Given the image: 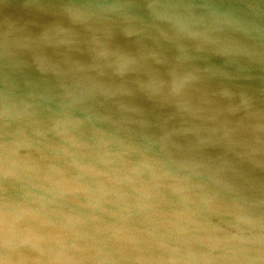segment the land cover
<instances>
[{
  "label": "water",
  "instance_id": "1",
  "mask_svg": "<svg viewBox=\"0 0 264 264\" xmlns=\"http://www.w3.org/2000/svg\"><path fill=\"white\" fill-rule=\"evenodd\" d=\"M0 264H264V0H0Z\"/></svg>",
  "mask_w": 264,
  "mask_h": 264
},
{
  "label": "snow or ice",
  "instance_id": "2",
  "mask_svg": "<svg viewBox=\"0 0 264 264\" xmlns=\"http://www.w3.org/2000/svg\"><path fill=\"white\" fill-rule=\"evenodd\" d=\"M31 2L34 3V4L41 5V4L45 3L46 0H31ZM61 2H64V0H61Z\"/></svg>",
  "mask_w": 264,
  "mask_h": 264
}]
</instances>
